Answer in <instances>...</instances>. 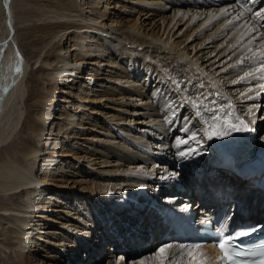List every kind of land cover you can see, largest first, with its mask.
Returning <instances> with one entry per match:
<instances>
[{
  "label": "bare ground",
  "instance_id": "obj_1",
  "mask_svg": "<svg viewBox=\"0 0 264 264\" xmlns=\"http://www.w3.org/2000/svg\"><path fill=\"white\" fill-rule=\"evenodd\" d=\"M200 1L115 0V2H100L105 12L108 13V9L114 10V16H110V19H105L106 16H98L101 11L92 9V7H100L95 0H48L47 3L40 4V12L34 16L37 24L32 27L27 26V29H32L29 37L32 36V39L37 37L33 40V44L37 41L34 45H41L40 50L35 55L37 57L36 62H40V66L35 72L39 79H43V83L46 82V84L40 83L35 78L34 87H32L34 91L31 94L35 109L33 111L32 108L30 109L32 112L28 117L26 115L27 120L23 122L20 128H17L21 121L19 104L24 95V77L27 70L17 49L15 50L14 47L12 49L9 46L14 38V29H16L15 12L12 7L13 0H0V24L2 26L0 34V247L6 246L8 250L13 251L11 254L0 253V264H11V261L9 262L10 258L13 261L12 264H33L35 261V264H87L90 261H94L95 264H130L132 261V264L136 262H139V264H210L208 257L215 253L213 246L186 248L182 244L164 240L163 236L167 232V228L158 222L159 218L154 211L148 212L147 208L141 210L140 204L132 203L131 200L135 199L138 194H134L135 191L133 190H128L131 185H128L125 189H117L119 192L114 193L108 199L106 198V203L103 205L100 215H92L91 220L86 219L84 221L89 228H83L82 231H79L76 224L69 225L73 232L83 234V237L73 239L70 238L71 233H68L63 243L58 240L56 242L51 241L56 246H67L66 248H68L66 252L61 251L63 248H53L54 251L48 254V258L52 257L53 259L38 263L41 260L34 259V256L29 255V253L35 250L39 243L30 237H26L32 234V231L27 229L31 224V220L28 218L29 215L38 213L36 216L46 218L50 222L56 221L54 216L46 215L49 213V206L39 202L36 203L35 192L40 191L37 195H42L40 201L49 200L51 202L52 200L56 202L60 199L59 193L56 189H51L50 186L60 188L69 181L65 174L59 173V170H62L63 167L54 163L55 158L52 157L62 155L64 152H55L50 149L52 148L51 144L55 142L51 134L44 137L45 126H48L50 117L55 120L49 123L52 129L55 128L53 133H59L62 129L67 128L72 129V132H76V128L93 130L94 127L99 126L98 128L101 131L97 133L103 134L102 136L96 134L97 137L93 134L85 139H97L99 142H106L111 147L122 148L126 146L124 143L121 144V141H117L118 136L112 131L113 127L109 128V125H101L100 122L89 125L91 114L101 112L94 107H90L91 111H84L90 103L103 100L115 101L118 96L124 95L121 97V99H124L127 95L128 99L131 100L128 102L130 108H126V113L130 114L128 118L127 116H121V111H119L120 114L103 111V115L105 114L107 119L117 121L118 124L140 122L135 119V115L144 114L137 108L142 105L149 109L152 108L155 113L151 115H156L157 119L163 116L162 108L168 103V100H153L145 87L138 83V73L142 69H137L133 74L128 73V76L103 73L111 71V68L119 63L117 58L119 56L126 55V59L133 62L139 59L143 61V66L146 65L145 75H148L147 79L156 74V91L160 89L162 91L164 88L169 87L168 92L172 91L171 94L176 91L175 96L171 95L173 98L178 97L189 100L193 105H191V112L206 126L207 133L203 134V141H207L209 147L211 145L217 146L216 153H224V151L234 153L236 148L231 149L232 145L230 143L238 134L245 136L242 139L244 143L257 144L255 142V130L250 135H247L250 131L236 130L244 127L249 128V124L242 125L235 111L234 113L230 111L233 108L229 105L223 106L228 102L224 96L215 101L206 99L210 94V89L199 82L198 84L190 83L193 78L189 80L181 70L193 69V67H190L191 65L196 67L197 71H200L201 74L206 76L205 78L209 79V84L214 87L218 85L217 88L220 91H226L229 100L234 99L235 95L246 88L247 95L242 97L244 101L240 102H243L244 106L249 108L255 107L254 111L256 112L261 109L264 110L263 104H261L264 101H260V98L264 99V91L258 97L253 96L264 89L262 87L263 89L253 92L256 90L253 85L259 83L258 86H264V79H259L257 82L251 81L257 79V76L264 78V71L243 78L244 74L240 75L239 67L235 66L228 71L225 70L230 66V63L237 64L239 61H246V54L241 56V52L227 61L228 55L236 49L226 54L228 49L232 48L245 33L237 31L234 37L228 40V44L218 51L217 49L225 41L216 43L214 49L205 51L207 45L215 43V38L217 39L220 35L218 32L231 19L230 15H225L227 12L238 7L237 9L244 8L242 11L249 13L253 6L258 4L259 0H250L248 4L244 3L245 0ZM7 4L8 8L6 7ZM84 6H87L86 11L83 9ZM118 8L121 9L120 11L125 12L127 16L122 15L121 12L117 14ZM89 12H92L93 15L88 14ZM261 12H264V8ZM255 17L256 15L250 16L253 21ZM148 19L149 22H147ZM211 25L217 27L209 28ZM203 26L205 27L203 28ZM122 28L124 29L120 35L122 40H131V42L137 43L136 46L128 47L127 44L119 46L115 43V38L118 39L115 35L116 30ZM213 28L215 29L212 32L206 31ZM230 34H232L231 31L227 32L224 34V38L226 39ZM119 39L117 42H119ZM203 45L205 46L202 47ZM6 46L10 49L4 55L2 51ZM250 46L251 44H246L244 50ZM44 51L45 56L41 59V54ZM194 51L196 53L191 56ZM174 54L179 58L178 61L168 63V60L158 58L160 56L167 58ZM181 58L187 61L184 62ZM201 60L210 63L209 69L205 68L207 64L202 63ZM250 60L252 61V59ZM86 64L93 65V67L86 68ZM215 65L221 68L211 71ZM18 66L22 67V71L18 72L16 70ZM61 75L65 76L61 78L64 82L57 89L62 94H70L67 102L71 104L70 107L74 108L72 111H65V109L59 108V104L54 105L53 102L55 97H52L53 94L51 93ZM125 77L126 80H123ZM239 78H241V81L236 83ZM222 79L224 80L222 81ZM94 80L98 81L96 86H105L106 88L100 93L97 88L89 89L90 82ZM108 81L118 84L124 81L128 90L125 92L119 90L116 86H109ZM251 89L253 90L248 93ZM237 90L240 91L233 95V92ZM216 92L218 91L215 90ZM202 93H204L203 96ZM171 96L169 99H171ZM49 104L54 105L52 113L46 112ZM224 107H229V111L225 112L227 110L223 109ZM115 110H120V108ZM82 111H84L83 115L87 117L81 118L78 113ZM198 112L199 115H197ZM171 113L172 109L168 110L167 115L170 117ZM108 115L114 117L110 118ZM168 116L165 119L167 121ZM61 119L64 120V124L59 121ZM127 119L130 120L127 121ZM82 121L86 122L83 123ZM252 123L256 127L255 129L264 126V123L259 122V117L252 118ZM162 124L166 125L167 122L164 121ZM120 129L121 134L124 136L132 135L131 130L124 127ZM159 129L162 130L160 135L165 133V128ZM78 133V135H81L80 131ZM11 135L13 138H10ZM64 136L71 138V134L65 133ZM209 136H212V138L209 139ZM42 139L45 141L40 143ZM74 140L75 137L72 138V142ZM182 140L185 139L177 137L171 139L167 134L160 136L159 139H155L154 136L152 139H147L145 136L139 137L136 145L143 146V149L141 151L137 150L135 154L132 153L129 156L123 155L122 159L128 162V167L138 161L152 163L153 165L151 168L146 167L140 173L123 176L136 185H146L150 188V193L172 205L177 204L178 200L182 198V194L174 187L175 182H183L187 192H192L188 190L210 187L225 189V186L230 185L233 189L229 190V194L236 201L229 203L231 207L229 209L230 221L235 223L249 221L264 223V208L261 207V204L252 205L254 200L261 201L264 199L261 193L256 192L254 183L249 179L243 180L227 173L220 165L217 166L210 163V161L205 163L193 162L194 155L199 154L201 150L191 140L186 144L180 143ZM261 145L264 147L263 144ZM62 147H65V145L62 144ZM70 150L73 151L74 149L70 147ZM122 150L124 149L122 148ZM211 150L213 151L214 148L209 149V151ZM239 151L244 152L242 149ZM182 152L186 155H181ZM49 154L51 156H48ZM73 154L76 153L73 152ZM204 154L208 155L207 157L210 156L209 153ZM201 159L207 161L209 158L201 157ZM37 161L39 168L33 171ZM53 163L55 167L51 166ZM75 180L72 179V182H75ZM210 190L211 188L208 190L207 196L210 195ZM16 194H20L21 197V203L18 205H16L17 203L13 204L15 202H10V199ZM125 194H128L129 197H123ZM205 199H208V197ZM241 202L244 205L250 204L251 209L253 208V213L248 217L234 208L237 203ZM184 203L186 201H183ZM32 209H37V211H32ZM69 214L72 215L73 213L69 211ZM113 220L114 223L110 226ZM137 238L142 239L145 246H148V243L151 242L162 241L153 250L143 252L136 258L126 257L121 251L123 245ZM102 242H108V245L101 246ZM34 246L35 248H33ZM161 248L164 249L163 252L160 251ZM14 252L18 254L17 258L13 256ZM84 261L86 262L83 263Z\"/></svg>",
  "mask_w": 264,
  "mask_h": 264
},
{
  "label": "rangeland",
  "instance_id": "obj_2",
  "mask_svg": "<svg viewBox=\"0 0 264 264\" xmlns=\"http://www.w3.org/2000/svg\"><path fill=\"white\" fill-rule=\"evenodd\" d=\"M95 1L100 5V7H98V8L92 7V9L93 10L96 9L99 12L101 11V13L98 16H102V17L106 16L105 19H108V18L110 19V16H112V17L114 16V10L108 9V13L105 12L104 9H102V3H100V2H103V1H104V3L115 2V0H95ZM249 1L250 0H245L244 3L248 4ZM47 2H48V0H13V4H12L13 10L15 12L16 29H14V32H13L14 38H13V41L10 42L9 46L12 47V49H13V47L15 50L17 49L18 54H20L21 59L23 58L22 61L24 62L25 66H26V70H27V72H25V77H24L25 78L24 79V87H23L24 88V95H23V99L20 101V104H19L21 121L19 122V125L17 128H20L23 125V122L25 120H27L28 115H30L31 112L33 111V109H35L34 105L32 103L33 100L31 99L32 98V95H31L32 91H34V90H32V87H34L35 78L37 80H39L40 83L41 82L43 83V79H39V77L36 73L37 68L40 66V62H38V63L36 62L37 57L35 56L36 53L40 50L41 45H39L40 47L38 45H34L37 41L33 44V40L36 39L37 37H34V39H32L33 38L32 36L29 37V34L31 35V33H32V29H27V28L32 27L35 24H37L36 17H34V16L40 12V9H39L40 4L47 3ZM127 3H128V5H130L129 2H127ZM23 6H24V8H23ZM237 8L238 7H236V9L235 8L231 9L229 12H227V14H225V15H230L231 19L218 32V34L220 33V35H219V37H217V39L215 38V40H216L215 43H211V44L207 45L205 51H209L211 49H214L216 46V43H220V42L225 41L224 44H222V46L217 49V51H218L219 49L225 47L228 44V40L232 39L234 37V35L237 33V31H239L240 33H245L244 36L232 48L228 49L226 54L231 52V50L236 49L231 54L228 55L227 61H229L230 59H233L237 54H239V52H241V56H244L246 54V56H245L246 61L245 62L239 61L237 64L236 63H230V66L225 69L226 71H228L229 69H231V67H235V66L239 67L240 75L244 74V76H243V78H244V77H249L253 73H256V72H259L262 70L264 71V12H261V10H263V8H264V0H259L256 7L253 6V8L250 10L249 13H246V11H242V10H244V8H240V10ZM83 9L86 11L87 6H84ZM120 10L121 9L118 8L117 14L119 12H121L122 15L125 14V16H127V14L125 12H122ZM110 13H111V15H110ZM88 14L93 15L92 12H89ZM248 14H250V15H248ZM135 15H137V14H135ZM253 15L254 16L256 15L254 21H253V18H250V16L252 17ZM220 17H221V15H220ZM115 18H118V17H115ZM143 19H144V17H143ZM215 19H217V18H215ZM147 22H149V19L147 20ZM98 25H100V24H98ZM119 27L120 26L118 25V28ZM204 27L205 26H203V28ZM212 27L216 28L217 26L211 25L209 28H212ZM215 28L209 29V30L207 29L206 31L212 32ZM123 30H124L123 28L116 30L115 35L118 37V39L119 38L120 39H119V42H117L118 39L115 38V43L119 44V46H121L123 44H127L128 47L129 46H136L137 43H133V42H131V40L130 41L129 40H122L120 35L122 34ZM230 31L232 32V34H230L225 39L224 34H226L227 32H230ZM1 32H2V26L0 24V34H1ZM174 39H176V38H174ZM174 39H173V41H174ZM246 44L247 45L251 44V46L248 49L244 50V47L246 46ZM204 46L205 45H203L202 47H204ZM5 48L2 51V53H4V55L7 54L9 52V49H10L8 46H6ZM45 51L42 52L41 59L45 56ZM195 53H196V51H194L191 56H193ZM117 58H118L119 63L117 65H115L114 67H112L111 71H109V72L106 71L103 73L112 74V75H116V76L120 75V74L123 76H128V73L133 74L137 71V69H142V71H140L138 73L139 74L138 75V83H141V86L143 85L145 87V89L149 93V96L153 97L152 98L153 100H155V101H159V99H162L163 101H164V99L168 100V103H166L162 108L163 116L161 118L157 119L156 115H153V116L151 115L152 113H155V111L151 107H150L151 109H149V108H146L142 105V106L137 107V108L140 109L141 113H144V114L135 115V119L139 120L140 122L134 121V122H129V123L127 122L128 124H118L117 121H113L109 118L107 119L106 115L105 114L103 115V111L104 112H111V114L112 113H114V114H120L121 113L120 114L121 116H124V117L127 116V118H128L130 116V114L126 113L127 112L126 108H130V107H128V106H130V104L128 102L131 100L128 99L127 95L124 99H121V97L124 95H121L120 97L118 96L117 98H115L116 99L115 101L103 100L100 102L90 103L88 105V108L84 111H86V112H88V110L91 111L90 107H94L98 111H101V112H99V114L98 113L97 114H95V113L91 114V117H90L91 121H89L90 122L89 125H92L94 122H100L101 125H104V126L109 125V128L113 127L112 131L118 136L117 141H121V144L124 143L126 146V147H124V146L122 147L124 150H122V148H118L117 146L111 147L109 144H106V142H99L97 139L96 140L95 139H93V140L85 139L86 137L88 138L93 134L97 137H98V135L102 136L103 134L97 133L98 131H101V129L98 128L99 126L94 127L93 130L92 129L91 130H89V129L82 130L80 128H76L77 129L76 132H72V129L67 128L64 130L62 129L61 132H59V133H55V132L53 133L55 128L52 129L51 126H49V123L51 121H55V120L52 119V117L49 118L48 126H45L44 137H48L49 134H51L52 139H54L55 142H54V144H51L52 148H50V147L49 148L55 152H61V151L64 152L62 155H54L52 157L55 158L54 163H57L60 167L61 166L63 167L62 170H59L60 171L59 173L65 174L67 176V178H69V181L66 185L63 184L62 187H60V188L56 187V186H50L51 189H54V190L56 189V191L59 193L60 199H59V201L57 200L56 202L52 201V200H51V202L49 200L40 201V199H42V197H41L42 195L37 196L40 191L35 192L34 196H35L36 203L39 202L40 204H45V205L49 206L50 210H49V213L46 212L47 213L46 215L54 216L55 220H56L55 222H50V221L46 220V218L36 216V215H38V213L34 214V215L31 214L28 217L31 220V224L27 227V229L29 231H32V234L29 236H26V237H30L32 240L39 243V245L36 248H35V246L33 247V248H35V250H33L31 252L32 254L29 253V255L34 256V259H37V260L40 259L41 261L38 260L39 261L38 263L42 262L43 260H50L52 257L48 258V254L51 251H54L53 248H55V247H58L59 249L63 248L61 250L63 252L67 251V249H68V248H66L67 246H65V247L64 246H61V247L56 246L52 243L53 241L56 242L58 240V241H61L63 243L64 239L68 233H71V236H70V234H69V236H70V238H73V239L74 238L79 239V238L83 237V234L73 232L71 230V227H69V225L70 224H76L77 229L79 231H82L83 228H89L88 224L85 223L84 221L86 219L91 220L90 218L92 215H95V214L97 216L100 215L99 213H100V211H102L103 205L106 203V198L108 199L114 193L119 192L117 189H119V188L125 189L128 185H131V186H129L128 190L135 191L134 194H139L141 192V190L150 191V188L146 187V185H141V184L136 185L133 182L126 180V178L123 176V175H128L131 173H140V172H142V170H145L146 167L151 168V166L153 165L152 163H144L142 161H138V162L133 163L132 165H130L128 167V162L126 160L122 159L123 155L129 156V154H132V153L135 154L137 150L141 151L143 149V146H137L136 145V142L138 141L139 137L145 136L147 139H152V137L154 136L155 139H159L160 136L167 134L168 136H170L171 139H174L175 137L181 138V139L184 138L185 140H188V141L191 140L193 142V144L195 143L194 145L197 144L196 146H198L199 149L201 150V152L199 154L194 155L195 159L193 162H195V163H203L204 162L205 163V162L212 161L213 159L216 158V154H217L216 150H218V148L215 145H213V146L211 145V147H209V146H207L208 142L203 141L204 140L203 134L207 133V129H206V126L204 125V123L203 122L201 123L199 121L198 117L195 116V114H193L191 112V108H192L191 105L192 104L190 103V101L187 99L183 100L182 98H178V97L173 98V96L176 95V91H173L174 93L171 94L172 91L168 92L169 87L164 88L162 91H161V89L156 91L157 90V88H156L157 86H155L157 83L156 82L157 80L155 77L156 74L151 75L147 79L148 75H145L146 74L145 73L146 72V69H145L146 65L143 66V61H141L140 59L138 61L133 62L130 59L127 60L126 55H122V56H119ZM158 58L159 59L163 58L162 60H168V63H171L172 61H178V59H179L176 56V54H174L173 56H168L167 58H164L161 56ZM206 59H204V60H206ZM250 59H252V61ZM181 60L184 62L187 61L184 58H181ZM204 60L203 61L201 60V62L206 63V61H204ZM247 60H249V62H247ZM206 64L207 65L205 66V68L207 67V69H209L208 66L210 63H206ZM217 65H215V67H213L211 69V71L221 68V67L218 68ZM259 66H262V67L259 68ZM85 67L91 68V67H93V65L90 66L89 64H86ZM98 67L100 68V66H98ZM190 67H193V69L187 68L185 70H181L189 80H191V78H193L190 81V83L198 84V82H199L200 84H204L205 85L204 87H206L207 89L209 88L210 94H209V96L206 97V99H211V100L215 101L216 99L224 96V98H226L228 102L223 106L229 105L230 107H232L234 110L231 109L230 111H233V113L235 111L236 115L239 116L238 119L241 121L242 125H244L245 123L249 124L248 129H250V132H248L247 135L252 134L253 131L255 130V133H256L255 142L257 143L256 145L260 149L264 148L261 145V144L264 145V126H262L259 129H255L256 127L252 123V118H254V117H259V122L264 123V110L261 109V110L256 112V111H254L255 107L249 108L247 106H244L245 104H243V102H240V101H244L243 100L244 98H242V97L247 95V92H246L247 89L246 88H244V90L242 89V92H240L237 95H235V94L237 92H239L240 90H237L236 92L234 91L233 95H235V98L229 100V97L227 96L226 91H220L217 88L218 85H216V87H214L212 84H209L210 83L209 79L205 78L206 77L205 75L201 74L200 71H197L196 67H194L192 65ZM245 68H246V70H245ZM144 69H145V71H144ZM34 73H36V74H34ZM64 77L65 76H63V75H61L59 77V80H58L57 84H55L54 90L51 94H53L52 97H55V98H53L54 99L53 100L54 105L57 103L60 105L59 108H63V109H65V111L66 110L72 111V110H74V108L70 107L69 105H71V104L69 102H67L68 101L67 98L70 97V94H68V93L62 94L57 89L58 87L63 85L64 81L61 80V78H64ZM259 79H264V78L257 76V79L251 80V81L257 82V80H259ZM123 80H126V77ZM223 80L224 79H222V81ZM227 81H228V79L226 80V82ZM239 81H241V78H239L236 81V83ZM97 82H98L97 80L90 82L91 86L89 87V89L92 90V89L97 88V89H99L97 91L100 93L106 87L105 86H96ZM107 83L109 84V86L110 85L113 87L116 86L119 90H124L125 92L128 90L126 88V83L124 81L122 83H119V84L115 83L113 81H108ZM43 84H46V82H44ZM258 85H260V84L256 83L255 85H253V87L256 88V90H254L253 92L260 90L262 87H264V86H258ZM196 88H197V85H196ZM56 89H57V91H55ZM227 89H230V88H227ZM166 90H167V92H166ZM215 90H217L218 92L215 93ZM252 90L253 89L248 91V93H250ZM155 91H156V93H155ZM262 91H264V89L261 90L259 92V94H254L253 96L258 97L260 94H262ZM203 94L204 93H202V96H203ZM171 95H173V96H171ZM170 96H171V99H169ZM52 97H51V100H52ZM29 99H30V101H29ZM59 99H61V100H59ZM31 103H32V105H31ZM155 104H156V102H155ZM54 105L49 104L46 108V112L52 113ZM117 108L118 109L120 108V110H115ZM171 109H172V113L170 114V117H169L167 115V112H168V110H171ZM223 109L227 110L225 112L229 111L228 110L229 107H224ZM84 111L78 113L81 115V118L87 117L86 115H83ZM119 111H121V112L119 113ZM164 111H165V113H164ZM222 112H224V111H222ZM238 112H240V113H238ZM26 115H27V117H26ZM177 115H178V118H177ZM108 116H110V118L114 117V116L111 117V115H108ZM167 116H168V121L165 120ZM155 117H156V119H155ZM161 119H163V120H161ZM129 120L130 119H127V121H129ZM159 120H161V121H159ZM59 121L63 122V124H64V120L61 119ZM164 121L167 122V124H166L167 126L162 124V123H164ZM85 122H83V123H85ZM160 125H162V126H160ZM122 127L126 128L128 130H131L132 135H129L126 137L123 134H121L120 128H122ZM159 128H165V133L160 135L162 130H160ZM78 130L81 132V135H78L79 134ZM102 132H103V130H102ZM65 133L71 134V138H66L64 136ZM96 134H98V135H96ZM193 134H195V139L192 138ZM74 137H75V140L72 142V138H74ZM244 137L241 136L240 134L235 135L234 140L230 143L232 145L231 149L235 148L236 141H238L239 139H240L239 141H241ZM10 138H13L12 135ZM102 138H104V137H102ZM44 141L45 140L42 139V140H40V143H42ZM76 141H78V142H76ZM62 144L65 145V147H62ZM70 147H72L74 150L69 151ZM212 147L214 148V150L209 151V149L210 148L212 149ZM153 150H155V149H153ZM73 152L76 154H73ZM225 152L226 151H224V153ZM204 153H209L210 156L207 157L208 155H205ZM75 155H77V156H75ZM48 156H51V154H49ZM201 157H206L209 159L207 161H203L201 159ZM63 162H64V164H62ZM54 163L51 165L52 167H55V166H53ZM34 168H33V171L38 170V168H39L38 161L34 165ZM72 179H74V180L76 179L75 182H72ZM76 181H78V182H76ZM209 189L210 188L200 189V190H203L205 193H199V191H197L198 189L197 190H188V191H192V192H190V196L201 200V199H205L208 197L207 192ZM134 194H132V195H134ZM127 196L129 197L128 194H125L123 197L127 198ZM20 200H21L20 194H16L10 199V202L11 203L15 202L13 204L17 203L16 205H18L21 203ZM5 201H9V200H5ZM32 211H37V209L36 210L32 209ZM69 211H71L73 214L72 215L69 214ZM113 223H114V220L110 224V226H112ZM161 241H158L157 243L151 242V243H148V246H145L144 241L140 238H137L136 240L129 241L128 243L123 245L121 251L128 258H136L140 254H142L143 252H148V251L153 250L157 246V244L161 243ZM107 243L102 242L101 246L105 245V244H106L105 246H107L108 245ZM4 245H6V244H4ZM4 252H5V254H11L13 251L8 250V248L6 246H1L0 247V253H4ZM13 256H15L17 258L18 254L14 252ZM9 262L12 264L13 261L11 260V258L9 259ZM35 262L33 264H35ZM85 262L86 261H84L83 263H85ZM132 262L130 264H132ZM93 263H94V261L87 262V264H93ZM135 264H139V262H136ZM140 264H144V263H140Z\"/></svg>",
  "mask_w": 264,
  "mask_h": 264
},
{
  "label": "snow or ice",
  "instance_id": "obj_3",
  "mask_svg": "<svg viewBox=\"0 0 264 264\" xmlns=\"http://www.w3.org/2000/svg\"><path fill=\"white\" fill-rule=\"evenodd\" d=\"M16 70L18 72L22 71V67L18 66ZM197 115H199V112L197 113ZM233 127H235V126H233ZM236 130L237 131H250V129H248L247 127L238 128ZM192 138L195 139V134H193ZM211 138H212V136H209V139H211ZM180 143L186 144V143H188V140H182V141H180ZM177 146H179V145H177ZM181 155H186V153L182 152ZM250 231L254 232V231H256V229L252 228ZM250 231L249 230L238 231L235 235H232V234L226 235L225 237H223V239L218 241L219 247L222 250L224 256L227 257L230 260H235L236 264H264V252H261V253H257L255 251L242 252L240 250H233V251L230 252V249H234L235 248L234 242L239 237H244V236L249 235ZM260 247L264 248V245H261ZM160 251L163 252L164 249L161 248ZM242 255L243 256H253V257L259 255L260 259L259 260L253 259V260H243V261H241L238 258L240 256H242Z\"/></svg>",
  "mask_w": 264,
  "mask_h": 264
},
{
  "label": "water",
  "instance_id": "obj_4",
  "mask_svg": "<svg viewBox=\"0 0 264 264\" xmlns=\"http://www.w3.org/2000/svg\"><path fill=\"white\" fill-rule=\"evenodd\" d=\"M6 7L8 8V4L6 5Z\"/></svg>",
  "mask_w": 264,
  "mask_h": 264
}]
</instances>
